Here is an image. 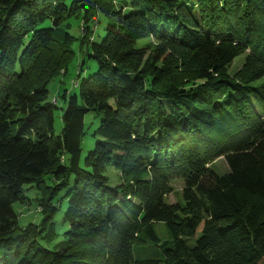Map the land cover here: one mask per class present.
I'll return each mask as SVG.
<instances>
[{
  "label": "trees",
  "instance_id": "trees-1",
  "mask_svg": "<svg viewBox=\"0 0 264 264\" xmlns=\"http://www.w3.org/2000/svg\"><path fill=\"white\" fill-rule=\"evenodd\" d=\"M100 15L113 21L96 41ZM71 20L95 70L84 75L83 60L78 95L58 94L55 136L49 77L22 81L28 60L55 48L67 70ZM88 112L100 121L82 157ZM218 158L228 173L207 166ZM173 179L180 206L165 201ZM24 186L42 219L18 228ZM63 190L66 240L49 251L38 242L56 237ZM157 222L171 235L160 245ZM142 233L161 258H133ZM0 264H264V0H0Z\"/></svg>",
  "mask_w": 264,
  "mask_h": 264
},
{
  "label": "rangeland",
  "instance_id": "rangeland-1",
  "mask_svg": "<svg viewBox=\"0 0 264 264\" xmlns=\"http://www.w3.org/2000/svg\"><path fill=\"white\" fill-rule=\"evenodd\" d=\"M113 21L112 19L103 18L99 16V23H96L94 26L91 25V30L95 32L94 39L98 41L104 33V28L107 23ZM70 28L68 32L75 38L72 49L74 50L75 55L71 54L66 55L68 58V68L67 70L61 67L62 65L59 61L64 57V52L55 48L53 55L55 56L54 60H50L51 56H46L42 54L41 56H36L28 60V66L25 67L24 73H29L24 77L22 83L29 87L30 89L40 86L43 80L49 77L47 83L48 89V100L53 103H56L58 109L54 113V125H53V134L55 136L60 135L62 122L61 116L65 105L63 101L59 98L64 90L67 91V96L76 94L78 95V88L76 86V81L79 80L76 77L78 65L85 60V73L92 72L95 70V65L93 62H89L86 58L84 52L79 51V29H83L82 25L79 22L71 20L69 21ZM80 25V26H79ZM82 27V28H81ZM98 34V36L96 35ZM155 43V40L150 38L144 41H140L139 45H146L148 43ZM51 55V54H50ZM244 56H238L232 63V68L230 69L231 73H234L242 64ZM59 67H61L59 69ZM56 75H58L56 77ZM86 77V76H85ZM99 117L93 112H88L84 117V131L85 134L82 139L81 149L82 157L90 150L94 148L95 137L93 132L99 125ZM209 168L213 169L219 175H224L228 173V167L223 158H218L213 162H209L207 165ZM117 169L113 166H106L103 176L108 179L110 185H115L119 183V175ZM55 183V182H54ZM52 184L51 179H45V185ZM51 186V185H49ZM170 192L165 195V201L171 205H183L182 199V189L184 183L181 179H173L170 183ZM24 199L21 203H14L13 210L17 215V226L18 228H24L28 224L39 225L42 219V215L39 213L40 208H38V202L36 201L39 198V193L35 187L24 186L23 189ZM64 190L61 191L57 197H55V202L60 203V209L57 212V215L54 218L55 223V232L56 237L52 242H45L43 240L39 241V245L44 249L49 251H58L60 248H63V244H60L63 240H66L64 233L68 230L66 225L62 223V217L66 209L67 200L63 198ZM41 197V195H40ZM47 198V196H43ZM152 229L159 240V244L166 241H169L171 235L169 229L164 222H157L152 225ZM140 241L137 245L133 247L132 255L135 260H145V259H158L162 257L161 248L155 242H153L149 236L145 233H142V237L139 238ZM188 246H193L195 243L194 238L186 240ZM60 244V245H59Z\"/></svg>",
  "mask_w": 264,
  "mask_h": 264
}]
</instances>
